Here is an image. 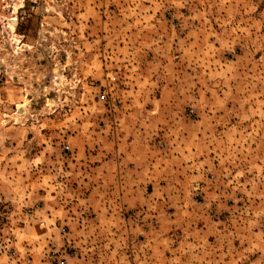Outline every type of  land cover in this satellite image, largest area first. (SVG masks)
Returning <instances> with one entry per match:
<instances>
[{
  "label": "rangeland",
  "instance_id": "374dc122",
  "mask_svg": "<svg viewBox=\"0 0 264 264\" xmlns=\"http://www.w3.org/2000/svg\"><path fill=\"white\" fill-rule=\"evenodd\" d=\"M0 264H264V0H0Z\"/></svg>",
  "mask_w": 264,
  "mask_h": 264
},
{
  "label": "built area",
  "instance_id": "2783aa9c",
  "mask_svg": "<svg viewBox=\"0 0 264 264\" xmlns=\"http://www.w3.org/2000/svg\"><path fill=\"white\" fill-rule=\"evenodd\" d=\"M106 97H107V96H106L105 92H103L102 95L100 96V99H101V100H105ZM66 149H68V147H66ZM53 255H55V253H53Z\"/></svg>",
  "mask_w": 264,
  "mask_h": 264
}]
</instances>
